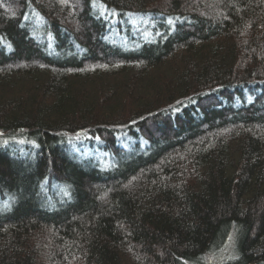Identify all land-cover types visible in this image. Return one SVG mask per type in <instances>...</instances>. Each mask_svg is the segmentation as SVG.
<instances>
[{
	"label": "trees",
	"instance_id": "1",
	"mask_svg": "<svg viewBox=\"0 0 264 264\" xmlns=\"http://www.w3.org/2000/svg\"><path fill=\"white\" fill-rule=\"evenodd\" d=\"M0 264H264V0H0Z\"/></svg>",
	"mask_w": 264,
	"mask_h": 264
},
{
	"label": "rangeland",
	"instance_id": "2",
	"mask_svg": "<svg viewBox=\"0 0 264 264\" xmlns=\"http://www.w3.org/2000/svg\"><path fill=\"white\" fill-rule=\"evenodd\" d=\"M2 203H3V205H5V204H8V203H7V202H5V201H4V202H2Z\"/></svg>",
	"mask_w": 264,
	"mask_h": 264
}]
</instances>
